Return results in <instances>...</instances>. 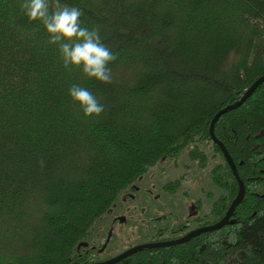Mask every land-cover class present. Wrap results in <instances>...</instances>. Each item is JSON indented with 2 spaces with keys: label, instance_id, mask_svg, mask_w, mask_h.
Listing matches in <instances>:
<instances>
[{
  "label": "trees",
  "instance_id": "16d2710c",
  "mask_svg": "<svg viewBox=\"0 0 264 264\" xmlns=\"http://www.w3.org/2000/svg\"><path fill=\"white\" fill-rule=\"evenodd\" d=\"M21 3L0 0V264L91 263L102 246L90 238L93 226L151 167L187 147L204 167L198 145L207 142L224 158L210 121L264 75V0H58L81 9V27L99 29L116 55L112 83L65 68L58 44ZM73 84L104 105L100 116L84 115ZM213 132L244 184L231 222L114 264H264V81ZM211 179L222 191L209 210L217 219L198 227L218 221L237 194L225 159ZM187 230H159L152 241Z\"/></svg>",
  "mask_w": 264,
  "mask_h": 264
},
{
  "label": "rangeland",
  "instance_id": "374dc122",
  "mask_svg": "<svg viewBox=\"0 0 264 264\" xmlns=\"http://www.w3.org/2000/svg\"><path fill=\"white\" fill-rule=\"evenodd\" d=\"M190 149L185 148L176 159L163 158L134 182L133 190L116 199L110 212L90 232L96 245H103L109 236L105 249L91 255V261L102 262L130 247L150 242L159 230L188 224L189 231L198 227L199 222L217 219L209 210L222 191L213 183L211 170L217 163L223 164L224 158L211 142L200 143L198 149L206 154L208 162L203 167L189 157ZM175 180L179 181L177 188L166 190L165 185ZM177 236L162 235L163 238Z\"/></svg>",
  "mask_w": 264,
  "mask_h": 264
},
{
  "label": "clouds",
  "instance_id": "9594fccd",
  "mask_svg": "<svg viewBox=\"0 0 264 264\" xmlns=\"http://www.w3.org/2000/svg\"><path fill=\"white\" fill-rule=\"evenodd\" d=\"M21 10L29 21H41L50 34L49 42L58 44L59 52L65 68L72 66L82 69L88 78H95L102 83H112L111 61L117 57L101 42L99 29L89 30L81 27V9L59 5L58 0L54 8H50L49 0H23ZM72 100L79 105L86 117H97L104 111L96 96L88 89L73 84L69 89ZM43 166V160L40 161ZM209 242L214 250H219L222 241L213 236ZM229 243H235V233L228 236ZM171 264H179L173 258Z\"/></svg>",
  "mask_w": 264,
  "mask_h": 264
},
{
  "label": "water",
  "instance_id": "95a60500",
  "mask_svg": "<svg viewBox=\"0 0 264 264\" xmlns=\"http://www.w3.org/2000/svg\"><path fill=\"white\" fill-rule=\"evenodd\" d=\"M263 81H264V75L260 76L246 90V92L241 96V98L237 102H235L231 105H228V106L222 108L221 110H219L213 116V118L210 121L209 133H210V136L212 138V141L219 146V148H220V150L224 156V159H225L226 163L228 164V166L230 167V170H231V172H232V174H233V176H234V178L238 184L237 194H236L235 198L231 201V203L228 206L227 210L225 211L224 215L218 221H216L212 224H209V225H203V226H199V227H196L194 229H191L178 238L139 244V245L130 247L127 250L123 251L122 253L115 255V256H113V257H111L105 261L91 262V263H85V264H114L115 262L127 257L128 255L133 254L134 252H136L138 250H142L145 248L169 247L172 245L181 244V243L187 242L190 238H192L194 236H198L199 234L204 233V232H211L214 230H218L221 227L225 226L227 223L231 222L230 217L233 214L234 209L236 208V206L240 203V201L244 197V193H245L244 184L241 181V179L237 173L236 166H235L233 160L231 159L229 153L227 152L226 148L223 146V144L219 140L216 139L214 132H213V128H214L215 122L220 118L221 115H223L224 113H226L230 110H233V109L237 108L238 106H240L249 97L252 90H254ZM120 220H123V218H121ZM108 241H109V236H108L107 240L105 241V243L102 245V247L98 250V252H101L105 249ZM83 245L86 246L87 243H83Z\"/></svg>",
  "mask_w": 264,
  "mask_h": 264
},
{
  "label": "flooded vegetation",
  "instance_id": "af4514ba",
  "mask_svg": "<svg viewBox=\"0 0 264 264\" xmlns=\"http://www.w3.org/2000/svg\"><path fill=\"white\" fill-rule=\"evenodd\" d=\"M185 234V233H184ZM180 235V234H179ZM183 235V234H182ZM182 235H180V236H182ZM180 236H178V237H180ZM177 238V237H176ZM171 239H175L174 237H172ZM167 240H170V239H167ZM162 241V240H161ZM150 242H154V241H150ZM102 247V246H101ZM100 248H97L95 251H93L91 254H90V256L91 255H93V254H97V253H101V252H98V250H99ZM92 257V256H91ZM109 259V258H108ZM105 260H107V259H105ZM105 260H103V261H105ZM93 262V261H92Z\"/></svg>",
  "mask_w": 264,
  "mask_h": 264
}]
</instances>
